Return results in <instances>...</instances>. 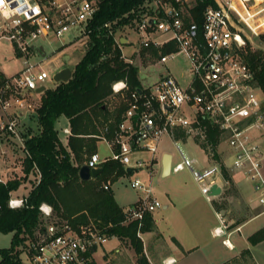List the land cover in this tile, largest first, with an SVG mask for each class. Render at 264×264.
Wrapping results in <instances>:
<instances>
[{
  "label": "built area",
  "instance_id": "obj_1",
  "mask_svg": "<svg viewBox=\"0 0 264 264\" xmlns=\"http://www.w3.org/2000/svg\"><path fill=\"white\" fill-rule=\"evenodd\" d=\"M197 1L155 0L158 14L149 15L137 24L135 29L141 37L136 44L130 39L125 43L116 35V39L122 42L124 58L131 62H134L132 57L124 53L125 44L133 43L136 51H140L151 46L161 49L174 42L177 49L167 53L160 50L157 60L165 64L184 56L189 59L188 70L192 76L186 79L183 75L187 84L184 86L180 79L169 73L132 91L126 96L128 105L113 137L109 139L106 135L109 126L99 136L113 148L112 156L102 159L95 152L86 163L97 168L112 159L126 167L152 168L160 142L168 134L174 139L180 156L176 163L173 158L172 170L190 169L202 193L214 200L223 194L230 181L224 177L222 165L215 158L218 148L214 149L208 139L203 117L219 127L228 144L232 160L230 163L224 161L226 169L229 173H241L252 183L257 203L264 211V90L242 54L246 34L239 26L244 21L258 35L246 19L250 12H256L252 9L253 0H215L218 7L205 9L202 28L193 19L186 22ZM98 9L99 0L0 2V39L12 42L17 54L24 57L22 69L6 76L0 83V142L18 139L24 144L21 128L37 111V97L40 95L37 90L41 86L48 88L47 81L51 76L42 67L47 51L38 41L47 40L51 33L62 39L69 31H75V38L87 45L91 23ZM105 25L109 26V23ZM37 55L42 60L32 61ZM153 57L156 58L149 54L147 60L152 61ZM128 87L126 79L113 84L114 92L124 93ZM177 129H184L187 135L196 137L200 146L202 142L207 144L202 149L212 160V165L196 167L198 160L191 157L176 139ZM65 132L70 133V130L66 128ZM144 152L151 157L144 159L140 155ZM133 156H137L134 161ZM1 182L6 180L0 176ZM214 184L222 188L219 195H211ZM131 185L142 194L125 209L126 221H138L141 226L146 213H153L162 207V203L154 196L152 183L146 184L137 177ZM104 187L108 189L109 183ZM25 201L23 197L11 196L8 205L19 208ZM39 208L48 221L37 237L28 241L23 264H98L93 253L109 237L96 223L75 226L68 220L54 218L52 205L42 203ZM46 208L49 211H45ZM218 216L220 225L215 228V234L223 236L228 225L222 211ZM224 243L229 245L227 239Z\"/></svg>",
  "mask_w": 264,
  "mask_h": 264
},
{
  "label": "trees",
  "instance_id": "obj_2",
  "mask_svg": "<svg viewBox=\"0 0 264 264\" xmlns=\"http://www.w3.org/2000/svg\"><path fill=\"white\" fill-rule=\"evenodd\" d=\"M154 3L155 0H99L87 49L74 66L72 78L40 93L37 111L31 115L36 129L30 126L21 129L22 153L13 144L18 155L16 164H20L22 175L0 183V231L13 233L12 245L0 249V264H23L22 251L48 221L40 211L42 203L52 205L56 219L68 220L75 226L96 223L108 237L115 236L129 242L138 253V264H148L139 233L154 229L152 213H146L141 226L138 221H126L124 208L117 202L113 189L104 187L106 182L113 183L128 174L127 167L109 159L103 164L104 171L88 181L80 178L79 170L87 162L85 156L89 154L90 157L97 152V141L105 127L109 126L107 137H113L114 129L127 108L128 104L123 102L117 112L112 114L109 110L106 102L114 93L113 84L126 79L131 91L143 86L139 66L124 58L122 42L116 39V34L126 26L137 25L149 15L158 14ZM208 6L216 8L218 4L215 0H198L186 22L193 19L202 28L204 11ZM176 49L172 42L161 49L155 46L142 48L141 52L147 59L149 54L160 56V50L167 53ZM242 54L264 90V50L254 49L246 43ZM5 78L0 71V83ZM62 118L70 126L66 142L61 139L57 128ZM202 122L209 141L216 149L221 130L203 117ZM177 137L185 138V130L177 129ZM206 145L201 143L203 149ZM215 158L222 165L224 177L232 184L224 160L219 154ZM21 188L27 189L23 196H18L25 198V204L11 208L8 200ZM213 203L219 210L224 207V203ZM263 238L264 229L253 234L250 240L255 244ZM244 253L250 254V250L246 249Z\"/></svg>",
  "mask_w": 264,
  "mask_h": 264
},
{
  "label": "rangeland",
  "instance_id": "obj_3",
  "mask_svg": "<svg viewBox=\"0 0 264 264\" xmlns=\"http://www.w3.org/2000/svg\"><path fill=\"white\" fill-rule=\"evenodd\" d=\"M252 6V9L256 11L253 12L255 15L260 12L256 15V17L254 15L255 26H252V28L256 29L258 35L250 27H248L244 21H242L239 26L245 31L246 43L250 44L254 49L261 48L264 50V36H262L264 34V0H253ZM260 23L261 25H259ZM136 26L137 25L133 27L126 26L125 28L117 31L116 35L130 37V39L136 44L141 37V35L136 32ZM75 35V31H69L64 38L59 39L55 34L51 33L47 40L41 39L38 41L39 44H43L45 46V50L47 51V55L42 62V67H44V69H46L51 76V78L47 81L48 88H54L58 84L53 79V75L57 71L66 65H69L72 69H74V61L82 56L84 49L87 47L85 44L81 43V40L76 39ZM162 38H165V36ZM123 50L125 55L132 57L134 64L139 66V78L144 85L153 83L160 75H168L169 70L172 71L178 79H180L182 85L184 86L187 85L185 77L187 79L192 76V73L188 70L190 66L189 59L184 56H179L177 60H170L164 64L157 60V57H153L152 61H148L143 56L141 50L136 51L133 43L125 45ZM68 52H71L73 60L67 64L62 57V54ZM41 60L42 57L40 55L32 57V61L34 62H39ZM23 62L24 57L17 54L12 42L6 39H0V71H2L6 76H11L22 69ZM184 73L185 77L182 76ZM131 93L132 91L129 90L128 87L124 90V93L114 92L107 99L106 104L112 114L118 111L123 102L127 103L126 96ZM37 101L40 102V95L37 97ZM25 125L26 126H23L21 129L28 126L32 127L33 130L36 129L34 117L32 118L31 116V118H27ZM67 125L68 123L64 118L57 123L61 139L64 142H66L68 138V134L65 132V127ZM101 139L102 138H100V140ZM176 139L191 157L198 160L196 167H199L201 164H205L207 166L212 165V160L208 158L206 152L199 145L196 137L189 136L187 133L185 138L177 137L176 131ZM13 144H15L16 149L18 148L19 152L22 153L20 148L22 143L18 141V139L15 141L11 140L10 142H0V176L5 180L22 175L20 164H16L18 161L16 160V157L18 155ZM217 148L218 154L222 157L225 163H230L232 160V154L229 150L228 144L224 141L222 134L220 141L217 144ZM4 150H7V153H5ZM96 151L102 159L108 156L110 157L113 154L112 147L106 140H101L97 143ZM163 152L171 153L175 163L180 160L178 148L174 139H172L170 135L166 134L160 142L159 151L156 154L157 160L153 165V168L147 166H144L141 169L137 168L134 171L120 177L117 181L113 183L109 181L105 184L109 183V188H112L111 185L113 184V189L116 192L118 200L124 206L125 211V209L131 205V202L137 199L138 193H141L140 190L132 187L131 182L138 177L146 184L152 183L154 196H156L162 203V207H159L154 211L155 216L161 221L158 229L165 231V223L163 220L165 211L163 209V205L165 203H169V196H174L179 200V202H182V191L185 190L191 195L198 196L199 202L204 204V206L205 204L210 205L211 203L202 193L201 187L194 179L193 173L190 169L185 168L179 172L172 170L171 174L165 176L163 175ZM140 155L144 159L151 157V154L148 152H144ZM140 155L138 154V156ZM136 157L137 156L132 157L133 161ZM85 159L88 161L89 154L85 156ZM232 173L233 171L230 172V174ZM244 178L241 182L247 184L248 188L251 190L252 183ZM237 179H241L240 176H238ZM26 192V188H21L17 193L13 194V197L23 196ZM263 221L264 215L249 221L243 226L241 232L236 231L231 237V241L233 242L232 248L222 243L223 238L226 236H221L213 238L209 241V243H206L202 249L197 250L190 255L174 251L173 253H175L178 259L177 264H264V243L254 245L248 238L251 234V230L255 228L259 222ZM139 234L145 243L149 242L147 234L144 232H140ZM12 237V232L5 233L0 231V249L9 248L12 245ZM167 242L168 241L163 239H159L154 242V245H157L151 249L154 254L151 258L153 260L156 259L157 264H163L161 253L169 249L167 245L169 242ZM244 248H249L250 254H243ZM21 256L22 259L26 258L25 250L22 251ZM93 257L98 264H138V253L131 246V244L129 242H124L115 236L109 237L105 242H103V244H100L97 250L94 251Z\"/></svg>",
  "mask_w": 264,
  "mask_h": 264
},
{
  "label": "crops",
  "instance_id": "obj_4",
  "mask_svg": "<svg viewBox=\"0 0 264 264\" xmlns=\"http://www.w3.org/2000/svg\"><path fill=\"white\" fill-rule=\"evenodd\" d=\"M120 37H122V39L125 38L124 41L125 43L129 42L128 40L130 39V37L127 36H120ZM81 43H83V41H81ZM86 46H88V44ZM86 49L87 47L84 49L82 56L84 55ZM62 57L64 58L66 63L72 62L73 60L71 52L63 53ZM81 57L77 58L74 61V66L81 59ZM169 73L174 74L170 70ZM161 76L163 75H160L158 79ZM150 84L152 83H149L147 85ZM66 122L68 123V125L65 127V129L67 128L70 130L69 122L67 120ZM101 140L99 139L98 142ZM165 153L167 152H163L162 159ZM206 166L207 165L205 164H201L199 167H206ZM230 175L232 177V184L230 183L229 186L225 187V190L220 197L215 198L214 200H209L206 197L207 200L211 203L210 205L205 204L204 206V204H201L199 202L198 196L191 195L188 191L185 190L182 191L183 193L182 202H179V200L174 196L173 197L169 196V203H165L163 205V209L165 211L164 214L165 216H163V220L165 223V231H163L162 229H158L159 223L161 221L159 218L155 216L154 212L152 213L154 219V229L151 231L144 232L145 234L148 235L149 242L145 243V241L143 240L144 253L147 258L148 264H157L156 259L153 260L151 258V256L154 255L151 249L152 247H155L157 245V244L154 245V242L156 240L163 239L169 242V244H167L169 249L161 253L162 263L164 264V261L170 257L175 258L176 262L178 263V259L175 253H173L174 251L190 255L196 252L197 250L202 249L203 246H205L206 243H209V241H211L213 238L221 237L215 234V228L220 225V219L218 216L219 211H222L225 222L228 225L227 232L223 235L226 237L223 238L222 243L224 245H227L224 243V240L227 239L229 243V245L227 246L230 248L233 247V242L231 241V237L234 235L236 231L241 232L243 226L247 224L249 221H252L264 215V211H262V209L257 203V195L256 192L254 191L253 186L251 187L252 189L250 190L247 184L241 182L243 181L242 179L244 178L241 173L233 172ZM238 176H240L241 179H237ZM112 185L111 187L113 189ZM113 191L117 202L119 203L120 206L124 208V206L118 200V197L114 189ZM140 196L141 193H138L137 199L132 201L131 205L135 203ZM214 201L217 202L218 204L224 203V207L220 208L219 210L215 205V203H213ZM262 229H264V221L259 222V224L251 230V234L249 235L248 238L250 239V237L253 234H255L256 232ZM262 243H264V238L261 241L255 243L254 245H258ZM246 249L249 248H244L243 250Z\"/></svg>",
  "mask_w": 264,
  "mask_h": 264
},
{
  "label": "water",
  "instance_id": "obj_5",
  "mask_svg": "<svg viewBox=\"0 0 264 264\" xmlns=\"http://www.w3.org/2000/svg\"><path fill=\"white\" fill-rule=\"evenodd\" d=\"M122 41L124 42L125 38H123ZM41 48L43 49V46ZM72 76H73V69L69 65H66L65 67L57 71L53 75V78L55 82L60 83V82L69 81L72 78ZM45 90H46V87L41 86L38 88L37 92L42 93ZM172 161H173V155L171 153H165L163 156V175L164 176L170 174L172 170ZM134 170H135V167H132V166L127 167L128 172H132ZM103 171H104L103 165L97 168H91L87 163H84L80 167L79 176L83 181H88V180L98 177ZM221 191H222V188L219 185L214 184L211 188V195H219Z\"/></svg>",
  "mask_w": 264,
  "mask_h": 264
},
{
  "label": "bare ground",
  "instance_id": "obj_6",
  "mask_svg": "<svg viewBox=\"0 0 264 264\" xmlns=\"http://www.w3.org/2000/svg\"><path fill=\"white\" fill-rule=\"evenodd\" d=\"M253 12H250V16L249 17H247L246 19H247V21H248V23L251 25V27L252 26H255V24H254V13L252 14Z\"/></svg>",
  "mask_w": 264,
  "mask_h": 264
},
{
  "label": "clouds",
  "instance_id": "obj_7",
  "mask_svg": "<svg viewBox=\"0 0 264 264\" xmlns=\"http://www.w3.org/2000/svg\"><path fill=\"white\" fill-rule=\"evenodd\" d=\"M45 211H49V209H45ZM218 231V230H217ZM165 264H177L175 258H168L166 261H165Z\"/></svg>",
  "mask_w": 264,
  "mask_h": 264
},
{
  "label": "snow or ice",
  "instance_id": "obj_8",
  "mask_svg": "<svg viewBox=\"0 0 264 264\" xmlns=\"http://www.w3.org/2000/svg\"><path fill=\"white\" fill-rule=\"evenodd\" d=\"M0 2H2V0H0Z\"/></svg>",
  "mask_w": 264,
  "mask_h": 264
}]
</instances>
